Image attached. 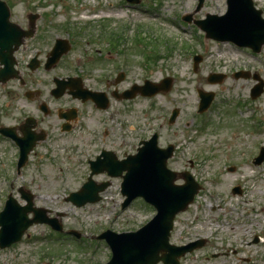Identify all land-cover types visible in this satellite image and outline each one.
<instances>
[{
	"label": "rangeland",
	"instance_id": "rangeland-1",
	"mask_svg": "<svg viewBox=\"0 0 264 264\" xmlns=\"http://www.w3.org/2000/svg\"><path fill=\"white\" fill-rule=\"evenodd\" d=\"M3 1L9 7L10 21L33 32L14 53L27 86L32 82V88L38 87L46 96L54 75L80 76L86 87L105 92L110 104L104 110L90 104L79 106L72 130L62 133L51 111L39 125L48 137L36 146L20 172L15 166L17 150L0 143V210L7 193L24 203L18 193L23 186L33 194L35 207L46 209L47 217L57 218L63 230L56 233L45 223L31 225L19 242L0 250V264L107 263L111 252L103 240L98 243L100 230H135L154 210L141 199L122 209L120 178L110 179L94 204L77 207L66 197L86 180L88 160L100 148L121 158L134 153L138 142L153 132L159 135V146L171 143L175 147L168 167L188 170L202 185L194 203L177 215L169 241L181 245L205 238L207 242L182 256L179 263L264 264V161L252 163L259 148H264V90L250 99L254 80L233 77L236 71L248 70L264 82V45L258 54H252L229 42L206 39L193 23L206 13L223 14L226 0H203L199 9L197 0H139L135 5L124 0ZM253 3L264 17V0ZM183 15H191L192 21L185 23ZM55 38L68 39L71 48L56 68L45 70L42 65ZM195 54L201 61L194 70ZM34 55L40 65L30 71L27 65ZM119 71L125 76L115 83ZM212 72L225 77L220 83H209ZM164 77L172 79L167 92L132 99L111 95L134 83L141 85L145 79L158 83ZM11 81L7 87L11 95L2 100L7 124L19 121L22 112L32 108ZM198 89L214 93L202 113L197 112ZM9 100L10 112L6 108ZM248 108L256 109L257 131L247 117ZM173 109H177V117L168 123ZM203 113L206 115H199ZM92 178L108 179L105 173ZM236 185L240 193L232 192ZM68 230L81 233L82 247Z\"/></svg>",
	"mask_w": 264,
	"mask_h": 264
},
{
	"label": "water",
	"instance_id": "water-1",
	"mask_svg": "<svg viewBox=\"0 0 264 264\" xmlns=\"http://www.w3.org/2000/svg\"><path fill=\"white\" fill-rule=\"evenodd\" d=\"M138 2V0H129ZM197 8H200L203 0H198ZM261 11L253 7L252 0H227V11L224 15L206 14L205 19L197 20L195 23L205 31L206 37L219 41H232L240 46H249L254 51H258L264 43V19L260 16ZM8 10L4 3L0 2V47L5 48L10 41H18L21 32L8 24ZM189 18V17H188ZM11 25V24H10ZM7 30L12 33L9 35ZM19 42V41H18ZM11 50L8 47L7 53L3 54L1 62L5 63L3 72L8 76L13 74ZM69 50V44L61 39L56 40V44L50 51L48 65L59 60L62 54ZM200 61L199 56L194 57V65ZM34 66H32L33 68ZM7 76V77H8ZM239 76L236 74V77ZM243 76H247L243 75ZM122 75L116 80L118 82ZM221 75H210L209 81H220ZM259 81L252 90V97L261 94L263 82L255 75ZM78 81L79 79H72ZM78 83V82H77ZM171 85V78L166 77L160 83L145 81L142 86L134 84L130 89L122 93L124 98H132L137 93L151 96L159 91L166 92ZM80 92V96L89 95L94 99L97 93L83 92L80 84H71ZM102 95V94H99ZM98 95V96H99ZM200 110L207 108L212 100L213 93L199 91ZM98 106L105 107L104 98H97ZM177 111L173 110L169 122H173ZM30 147L21 145L22 163L25 160ZM173 147H157V134L146 141L143 146L138 148L135 155H130L126 160L117 162L114 156L105 152V160L98 156L90 162L91 173L106 171L110 176H119L122 171L121 193L126 196L122 203L125 207L130 201L142 196L145 201L154 205L157 213L145 225L134 232L113 233L109 230L103 232L99 238H105L112 250V257L106 264H156L162 260V264H178L177 258L190 252L196 247L203 245V240H197L184 246H174L169 244V232L172 228L175 214L186 209L187 205L193 200L200 186L195 182L191 174L185 171L176 173L166 167L167 159L172 155ZM107 156H109L108 159ZM264 149H261L254 163L259 164L263 160ZM232 169V168H231ZM181 177L185 180L184 184L176 185L174 180ZM109 182L96 184L88 178L79 191L70 193L66 200L71 201L76 206L86 203H93L100 199L99 192L103 191ZM238 190L237 188L234 191ZM27 204L20 206L11 196L8 197L4 209L0 212V240L2 245H9L11 242L20 239L26 228L32 223H48L52 228L61 230L57 219H48L45 210L33 207L31 195H23ZM29 212L33 213L32 218H27ZM79 235L76 231H71ZM159 253L161 255H159Z\"/></svg>",
	"mask_w": 264,
	"mask_h": 264
},
{
	"label": "flooded vegetation",
	"instance_id": "flooded-vegetation-1",
	"mask_svg": "<svg viewBox=\"0 0 264 264\" xmlns=\"http://www.w3.org/2000/svg\"><path fill=\"white\" fill-rule=\"evenodd\" d=\"M17 64V60H16ZM16 68L18 69L17 65ZM20 70L18 69V77L16 79L9 80L15 83V88L21 90L22 98L24 102L28 105H32V108H29L22 112V119L17 122L7 124L3 122V103L2 100L6 98L8 95H11V91H8L7 87L8 81L0 83V126H7L12 128L13 132L17 136H21L23 133V129H25L26 125H29L28 130L33 133H38L45 131L44 128L40 127L42 125L41 120L44 117H47L51 111H53L54 115L56 116V120L58 121L59 130L60 132H64V128L69 129L71 131L73 122V117H78V107L83 105L84 102L73 98L69 93H63L61 96L55 97L51 94L50 87L47 91V95L44 96L42 90L37 88H32V82L25 81V79L20 75ZM18 97V94L16 95ZM90 103V102H87ZM11 100L7 101L6 108L8 112L11 111L12 106ZM5 112V111H4ZM7 112V111H6ZM46 133V132H45ZM48 134L46 133V138ZM8 138L2 137L0 135V143L6 142ZM1 249V248H0Z\"/></svg>",
	"mask_w": 264,
	"mask_h": 264
}]
</instances>
